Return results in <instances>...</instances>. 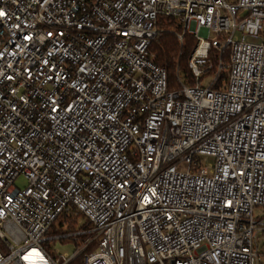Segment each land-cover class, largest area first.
<instances>
[{
  "label": "built area",
  "instance_id": "1",
  "mask_svg": "<svg viewBox=\"0 0 264 264\" xmlns=\"http://www.w3.org/2000/svg\"><path fill=\"white\" fill-rule=\"evenodd\" d=\"M0 11V264H73L96 239L84 264H264V0ZM161 17L197 39L195 85L170 89L157 64ZM226 48L216 88L212 53ZM68 239L71 256L43 246Z\"/></svg>",
  "mask_w": 264,
  "mask_h": 264
},
{
  "label": "trees",
  "instance_id": "2",
  "mask_svg": "<svg viewBox=\"0 0 264 264\" xmlns=\"http://www.w3.org/2000/svg\"><path fill=\"white\" fill-rule=\"evenodd\" d=\"M159 32L151 47V52L157 57V64L165 67L169 73L170 89L178 88L180 80L188 85H195L196 81L192 70L189 67L190 56L196 46L197 39L190 33H185L182 41L178 35L183 34L184 30L178 26L176 19L171 17H161L159 22ZM214 59V67L211 72L212 76L218 74L220 62L222 69L218 75V85L224 86L228 80L230 65V50L226 48L221 55L212 53ZM73 224V223H71ZM88 225V224H87ZM56 233L54 229L49 234Z\"/></svg>",
  "mask_w": 264,
  "mask_h": 264
},
{
  "label": "rangeland",
  "instance_id": "3",
  "mask_svg": "<svg viewBox=\"0 0 264 264\" xmlns=\"http://www.w3.org/2000/svg\"><path fill=\"white\" fill-rule=\"evenodd\" d=\"M243 15H244V12H241L240 16H243ZM203 85L208 86L209 80L205 81ZM202 159L205 165H209L214 162V160L210 157H203ZM179 169L186 170V166H180ZM27 185H28V182L24 177L18 178L17 181L15 182V187L20 188V189L26 187ZM254 216L256 219L264 217V209L261 207H257L254 210ZM87 224H88L87 220L82 216H77L76 219L70 220L68 222V225H72L75 230H80L84 228ZM99 242H100L99 239H96L94 242H92L88 250L85 252V254L81 256L80 258H78L73 264H84V256L86 254L97 252L99 250ZM263 244L264 242L260 240V246H261L262 251H264ZM43 246L48 248L52 252L56 253L58 257H61L65 254L71 256L77 250V244L73 240H70V239L65 240V241L49 240L48 242H45Z\"/></svg>",
  "mask_w": 264,
  "mask_h": 264
},
{
  "label": "snow or ice",
  "instance_id": "4",
  "mask_svg": "<svg viewBox=\"0 0 264 264\" xmlns=\"http://www.w3.org/2000/svg\"><path fill=\"white\" fill-rule=\"evenodd\" d=\"M4 15V12L3 11H0V16Z\"/></svg>",
  "mask_w": 264,
  "mask_h": 264
}]
</instances>
